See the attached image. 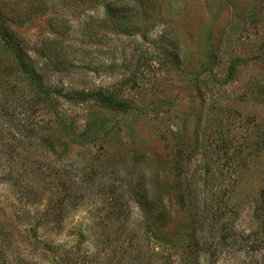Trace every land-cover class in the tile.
Listing matches in <instances>:
<instances>
[{
  "label": "rangeland",
  "instance_id": "rangeland-1",
  "mask_svg": "<svg viewBox=\"0 0 264 264\" xmlns=\"http://www.w3.org/2000/svg\"><path fill=\"white\" fill-rule=\"evenodd\" d=\"M0 22L51 89L0 39V264H264V0H0ZM103 89L128 109L70 96Z\"/></svg>",
  "mask_w": 264,
  "mask_h": 264
},
{
  "label": "trees",
  "instance_id": "trees-1",
  "mask_svg": "<svg viewBox=\"0 0 264 264\" xmlns=\"http://www.w3.org/2000/svg\"><path fill=\"white\" fill-rule=\"evenodd\" d=\"M0 39L4 43V45L9 49V51L13 54L15 59L18 60L17 62L20 67V70L26 76L28 82L34 86L37 95V103L48 101L51 96V89H49V86L45 84V81L42 77L40 70L35 65V61L26 55L25 51L22 49L21 46L16 45L14 41L12 42V39L8 37V34L5 31V28L1 24V22H0ZM58 93L64 97L69 95V94L64 95L62 91H58ZM70 96L74 99H78V97H81L79 101L82 102H84L86 99H94L97 102H99V104H101L102 106L114 111H124L128 109V105L126 103L119 100L115 95H113L108 90H104V89L91 91V92H78V93L75 92V94H72ZM32 138L34 140L32 142L37 144L42 149L48 151L52 157L55 154H57L55 143L54 141H52L51 138L44 136H36V134ZM56 179L58 183L61 182L60 177H56ZM58 203L60 204L61 202ZM59 211L63 212V209H61L60 207ZM262 222H264V220ZM49 248L52 247L47 244H42V248H41L42 251L48 252ZM5 264H12V263L10 261H6ZM57 264L60 263L57 261Z\"/></svg>",
  "mask_w": 264,
  "mask_h": 264
}]
</instances>
